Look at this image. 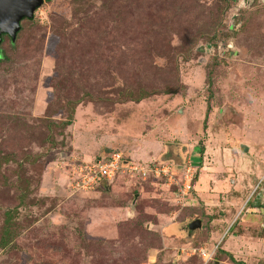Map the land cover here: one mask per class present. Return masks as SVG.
Returning a JSON list of instances; mask_svg holds the SVG:
<instances>
[{
    "label": "rangeland",
    "instance_id": "rangeland-1",
    "mask_svg": "<svg viewBox=\"0 0 264 264\" xmlns=\"http://www.w3.org/2000/svg\"><path fill=\"white\" fill-rule=\"evenodd\" d=\"M228 1L44 0L2 42L0 230L24 204L0 264H203L199 247L216 250L204 264H264V0ZM139 87L169 91L123 100ZM196 150L184 198L126 169L81 185L106 151Z\"/></svg>",
    "mask_w": 264,
    "mask_h": 264
},
{
    "label": "built area",
    "instance_id": "built-area-1",
    "mask_svg": "<svg viewBox=\"0 0 264 264\" xmlns=\"http://www.w3.org/2000/svg\"><path fill=\"white\" fill-rule=\"evenodd\" d=\"M134 172L139 176L152 175L164 180L167 185H176L177 195L179 198H184L191 190V180L194 174V167L190 163L184 165L180 177H176L172 172L169 164H146L134 165L122 161V154L113 152L108 157H100L94 164L87 166L84 174L81 175V185L89 186L96 183L99 179L110 181L116 172L122 170ZM264 177V171L262 178ZM197 255L203 260V264L210 261L213 257L214 250H206L205 248H195Z\"/></svg>",
    "mask_w": 264,
    "mask_h": 264
},
{
    "label": "trees",
    "instance_id": "trees-1",
    "mask_svg": "<svg viewBox=\"0 0 264 264\" xmlns=\"http://www.w3.org/2000/svg\"><path fill=\"white\" fill-rule=\"evenodd\" d=\"M76 1L79 5L81 4H85L86 2H88L89 0H74ZM224 1V6L222 8L223 9H228L229 8V1L228 0H223ZM195 45V42L192 43V46H190L189 48H192L193 46ZM189 51L188 50L187 52H185V54H183V60H188V54H189ZM0 56H2V52H1V49H0ZM209 81V79H208ZM169 89H164V90H160V91H157V90H146L142 87H139L138 90L136 91V94L134 95V92L131 91V90H125V91H121L120 94H122L124 96L123 100L124 99H132L134 100L135 102H138L140 101L141 99L145 98V97H148L150 94H158L160 92L162 93H168ZM71 115L69 114L68 117H70ZM70 119L64 121V122H60V124H62V126H67L70 124ZM54 123V122H52ZM48 127L52 126V124H47ZM53 141V140H51ZM54 142V141H53ZM107 154H104L103 156L101 157H108L111 153L109 151H106ZM113 153V152H112ZM187 152H183V153H178L179 155H175L176 157L172 159H167V158H157L156 160H153L151 162H148V164L152 165V164H162V163H167L169 164L170 168H171V172L176 176V177H180L181 175V172H182V169L184 167V165H186V163H190L192 166H197V164H200L201 162V155H202V150H196L194 151L190 156H189V160H187ZM37 158L34 157V158H28V156L24 157L22 161H15L14 158H8V156H6L5 158H3V162H8V161H15L18 165V167H21L22 166V162L23 161H30V162H36ZM123 162H127L128 163V160H122ZM1 164V163H0ZM139 176V175H138ZM152 176V175H151ZM157 178V177H156ZM160 179V178H159ZM194 179H195V173L193 174V178L191 180V188H192V183L194 182ZM104 181V180H102ZM106 182V181H105ZM175 188H176V191H177V187L175 185ZM29 181H24V185L22 187V192L24 191L25 193H27L29 191ZM21 192V193H22ZM24 195V194H23ZM23 195L21 194L20 197L17 196V204L15 206H13L12 208H9V209H6L3 213V222H2V226H1V230H0V246L1 247H5L8 245V243L10 242V238H12V235L10 234V231L11 229H13V224L15 223V218L16 216L18 215V212H19V207L20 206H23L24 204V201L22 200L23 199ZM261 229H264V228H261ZM224 253L223 251H220L218 250L217 253ZM214 256H216V250L214 251L213 253V257L212 259L214 258ZM229 256V259L231 261H233L234 263L236 264H243V262L241 261H235L232 256ZM211 259V260H212ZM202 260V259H201ZM203 261V260H202Z\"/></svg>",
    "mask_w": 264,
    "mask_h": 264
},
{
    "label": "water",
    "instance_id": "water-1",
    "mask_svg": "<svg viewBox=\"0 0 264 264\" xmlns=\"http://www.w3.org/2000/svg\"><path fill=\"white\" fill-rule=\"evenodd\" d=\"M43 1L44 0H0V43L2 41L1 36L5 33L9 35L10 40L13 43L17 32L21 28L22 19L33 18L35 10L43 4ZM233 22L236 23L235 20H232V23ZM229 46H231V44ZM240 150L245 152L247 150V146L241 144ZM104 187L106 189L108 184L106 183ZM260 194L261 190L256 194V197ZM137 196V192L133 194V198L129 206L132 207L134 205ZM200 226L201 220L199 218L191 220L188 224L189 229H196ZM216 264H219V262L216 261Z\"/></svg>",
    "mask_w": 264,
    "mask_h": 264
},
{
    "label": "flooded vegetation",
    "instance_id": "flooded-vegetation-1",
    "mask_svg": "<svg viewBox=\"0 0 264 264\" xmlns=\"http://www.w3.org/2000/svg\"><path fill=\"white\" fill-rule=\"evenodd\" d=\"M24 19H27V18H23L22 20H24ZM18 32H19V31H18ZM18 32H17V33H18ZM16 37H17V34H16ZM1 38H2V41H1L0 45L2 44V42H3L5 39L9 40L10 43H12L11 40H10L9 35L6 34V33H5V34H2ZM15 40H16V38H15ZM0 49H1V48H0ZM263 178H264V177H263ZM261 180H262V178H261ZM261 180H260V181H261ZM260 190H261V194H260L258 197H256V194H257L258 192H260ZM263 191H264V190H263V187H260L259 190L256 192V194H255V196H254V202L257 201V199H258L259 197L262 198V196H263V194H262Z\"/></svg>",
    "mask_w": 264,
    "mask_h": 264
}]
</instances>
